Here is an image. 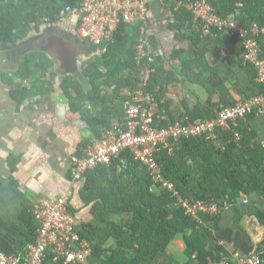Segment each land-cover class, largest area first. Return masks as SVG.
<instances>
[{"label": "trees", "instance_id": "obj_1", "mask_svg": "<svg viewBox=\"0 0 264 264\" xmlns=\"http://www.w3.org/2000/svg\"><path fill=\"white\" fill-rule=\"evenodd\" d=\"M81 1L0 0V42L15 45L33 32L38 35L43 28L45 30V25L58 22L62 10L77 6ZM176 1L186 3L198 0ZM209 4L217 16H234L245 30L254 24L264 27V0H209ZM177 19L179 28L189 25L196 30L197 41L194 42L214 41L216 47L226 50L252 73L257 91L249 98L264 95V86L256 82V67L244 61L242 41L229 38L217 29H212L210 35L203 37L200 24L186 9H181ZM140 26L139 23L121 24L107 52L92 56L84 63L82 72L91 84L88 94L74 76H66L59 81L58 73L52 69L54 62L42 50L33 49L23 55L17 70L6 80L13 98L22 104L29 97L51 94L58 87L72 101L73 111L84 108L85 103L94 108L105 106L101 102L111 103V113L116 110V114L122 112L119 118L122 124L124 101L142 83L145 93L159 106L165 96L164 87L169 82V76L161 64L162 60L157 59L149 66L138 63ZM259 45L260 59L264 60V36L259 39ZM182 61L188 64L186 60ZM23 80L28 85L20 82ZM113 85L115 89L110 91ZM225 108L229 107L206 116L193 112L186 121L178 122L186 124L210 120ZM163 110L161 104L158 113L157 110L154 113V126L157 128H166L177 122L172 116L167 118L162 114ZM104 113H89L87 117L96 138L114 126L108 125L107 119L102 120ZM162 116L165 118L161 119ZM255 116L256 112L246 121L229 124L226 131L217 132L218 139L205 135L183 139L172 153H157L156 161L162 177L172 183L183 200L216 204L220 211L236 202L241 195L256 196L264 201V145L248 124ZM98 126L101 128L98 129ZM235 133L240 136L238 140ZM121 158L125 160V165L116 159L84 176L81 198L85 205H92V220L86 224L77 223L76 231L92 245V254L85 264H181L167 252L169 245L179 237L184 244V264L215 262L218 259L214 251L216 241L207 227L211 228L218 217L200 213L195 219L186 215L171 192L153 183L145 165L135 161L128 151ZM16 161L12 158L11 166L14 167ZM255 219L264 231V211L258 210ZM29 223L34 237L29 243H33L39 225L32 208ZM261 247H264V236L256 252ZM44 264L63 262H54L48 256Z\"/></svg>", "mask_w": 264, "mask_h": 264}, {"label": "crops", "instance_id": "obj_2", "mask_svg": "<svg viewBox=\"0 0 264 264\" xmlns=\"http://www.w3.org/2000/svg\"><path fill=\"white\" fill-rule=\"evenodd\" d=\"M175 1L150 0L140 26L145 40L160 52L158 59L169 76L160 101L164 106L162 114L177 122L186 121L193 112L215 114L218 109L235 106L256 93L252 73L237 58L216 47L214 41L194 42L197 35L192 26L178 27L180 13L174 10ZM54 27L47 26L40 34L33 33L15 45L0 42V252L6 256L22 255L26 244L34 240L30 210H35L42 198L55 199L72 191L70 212L80 225L92 220V205H85L81 198L84 180L72 184L70 156L79 153L80 147L94 137L87 123L89 113L104 111L106 116L104 113L102 120L107 119L108 125L119 124L122 113H111L109 101L101 102L105 105L101 108L85 103L84 108L73 111L72 101L58 87L51 94L29 97L22 104L13 98L6 80L17 70L23 55L33 49L42 50L54 62L52 69L58 73L59 81L71 75L86 94L91 90L82 66L95 56L96 50L74 34ZM20 82L28 85L25 80ZM248 124L264 145V116L256 115ZM12 158L17 159L14 167ZM258 210L264 211V201L256 196L241 195L236 202L226 205L217 222L207 227L216 241L214 251L218 259L195 264H217L234 254L247 257L256 251L264 236L255 219ZM183 251L179 237L167 252L184 264Z\"/></svg>", "mask_w": 264, "mask_h": 264}, {"label": "built area", "instance_id": "obj_3", "mask_svg": "<svg viewBox=\"0 0 264 264\" xmlns=\"http://www.w3.org/2000/svg\"><path fill=\"white\" fill-rule=\"evenodd\" d=\"M149 2L150 0H83L77 6L66 7L60 12L58 22L47 26H56L66 33L74 34L96 50L94 55H103L113 43L121 24H142ZM174 3H177L174 8L176 12L181 13V9H186L192 14L194 21L200 24L203 37L210 35L212 29H217L229 38L242 41L244 61L256 67V82L264 86V60L260 59L259 45V39L264 36V27L254 24L249 30H245L234 16H217L209 0ZM159 56L160 52L152 48L143 37L141 27L137 45L138 63L143 62L149 66ZM113 89L114 85L111 87ZM156 107L157 104L145 93L143 84L140 83L124 101L122 124L104 130L100 138L93 137L85 147L80 148L79 153L70 156L72 184H78L89 171L100 165H109L116 159L125 165L121 155L128 151L135 161L146 166L154 184L171 192L186 215L195 219H198L200 213L218 217L221 211L216 204L202 201L191 203L181 198L172 183L162 177L156 154L161 151L172 153L183 139L203 135L218 139V131H226L229 124L237 125L239 121H246L255 112L256 115L264 116V95L253 96L235 106L222 109L213 119L186 124L175 122L166 128L154 126ZM235 138H240L238 133H235ZM72 196L73 192L69 191L59 198L40 199L34 210L35 220L39 225L35 241L27 243L23 254L19 256H6L0 252V264H44L48 256L54 262L63 264H85L92 254V245L76 231L78 221L69 211ZM244 203H247L246 199ZM230 259L218 260L217 264H264V247L247 257L234 254Z\"/></svg>", "mask_w": 264, "mask_h": 264}, {"label": "rangeland", "instance_id": "obj_4", "mask_svg": "<svg viewBox=\"0 0 264 264\" xmlns=\"http://www.w3.org/2000/svg\"><path fill=\"white\" fill-rule=\"evenodd\" d=\"M45 27H47V26L45 25ZM54 28H56V27H54ZM43 29H44V28H43ZM43 29H42V30H43ZM56 29H58V28H56ZM58 30H59V29H58ZM33 33H34V32H33ZM39 34H40V33H39Z\"/></svg>", "mask_w": 264, "mask_h": 264}]
</instances>
